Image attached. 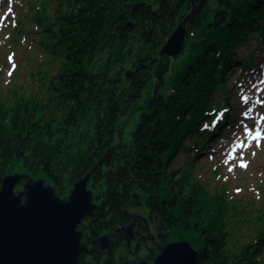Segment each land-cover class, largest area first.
I'll return each mask as SVG.
<instances>
[{
    "label": "trees",
    "instance_id": "trees-1",
    "mask_svg": "<svg viewBox=\"0 0 264 264\" xmlns=\"http://www.w3.org/2000/svg\"><path fill=\"white\" fill-rule=\"evenodd\" d=\"M40 3L33 17L40 45L60 56L61 66L41 76L45 98L14 91V97L0 99V176L19 164L67 199L102 161L89 182L98 210L79 227L90 249L82 264H150L158 248L174 240L188 241L200 254L199 264H264V203L251 218L259 232L233 244L232 252L227 225L244 208L225 192L211 195L188 172L179 180L170 169L178 151L196 149L195 159L206 148L203 139L216 135L201 124L231 105L229 73L255 60L257 45L247 55L237 48H245L252 33L264 41V0H196L184 48L154 97L157 53L190 12L189 0ZM220 93L224 100L216 98ZM134 110L137 127L124 137L122 127ZM195 135L192 145L186 143ZM136 192L154 237L144 227L130 243L122 228L132 218L124 209ZM104 234L117 243L106 255L96 243Z\"/></svg>",
    "mask_w": 264,
    "mask_h": 264
},
{
    "label": "rangeland",
    "instance_id": "rangeland-1",
    "mask_svg": "<svg viewBox=\"0 0 264 264\" xmlns=\"http://www.w3.org/2000/svg\"><path fill=\"white\" fill-rule=\"evenodd\" d=\"M42 1L0 0L1 100L14 97V91L19 96L37 93L45 98L46 90H42L41 76L44 72L54 75L61 66L60 56L54 58L41 47L40 29L33 22L35 11L40 8ZM34 2L38 4L34 6ZM53 6L54 4H51L50 10ZM18 35L20 38L17 42ZM259 40L256 33H252L248 45L245 48H237L247 55L253 46L257 45L251 67H236L228 75L227 86L230 88L231 99L233 98L230 105L231 117L226 118L214 138H207L205 141L203 139L206 148L198 157L193 159L197 153L196 149L180 150L170 162V169L177 172V179H181L180 175L184 171L188 172L190 179L203 185L211 195L225 192L228 201L244 208L242 212L239 210L238 219L230 220L227 225V239L230 241L229 249L232 252L236 249L233 244L241 245L253 239L259 232L260 225L253 223L257 219L251 218L257 216V211L264 203V41L261 43ZM224 97L222 93L216 96L219 101L224 100ZM245 97L248 98L247 102ZM216 107L217 104L214 105V108ZM221 114L223 113L216 119L203 122L202 129L213 133L214 126L225 119ZM132 116L134 117L128 127H122L124 137H129L131 131L137 127V110H134ZM195 139L197 135L187 138L186 143L192 145ZM118 142H122V139ZM192 160L193 164H190ZM241 164L247 166L242 167ZM11 171L24 172L19 164ZM247 210H250L249 215L243 218L241 213L248 212ZM139 211L143 219L138 223L136 236L138 230L145 227L149 237H154L150 232L149 218L143 204ZM113 242L117 244L114 237Z\"/></svg>",
    "mask_w": 264,
    "mask_h": 264
},
{
    "label": "water",
    "instance_id": "water-1",
    "mask_svg": "<svg viewBox=\"0 0 264 264\" xmlns=\"http://www.w3.org/2000/svg\"><path fill=\"white\" fill-rule=\"evenodd\" d=\"M189 2L190 12L157 53L153 97L164 85L166 75L173 72L186 43L197 5L196 0ZM101 163L73 185L67 199L60 198L43 178L20 173L4 177L0 189V264H82V255L90 249L83 242V231L79 227L98 210L89 182ZM22 179L25 180L23 190L16 193L15 188ZM141 206V196L136 192L125 208V213L132 218L131 223L122 228L124 238L130 243L137 240L136 230L143 219ZM96 243L102 255L108 254L114 244L108 234L99 237ZM158 250L152 264H199L200 254L188 241L168 242Z\"/></svg>",
    "mask_w": 264,
    "mask_h": 264
},
{
    "label": "flooded vegetation",
    "instance_id": "flooded-vegetation-1",
    "mask_svg": "<svg viewBox=\"0 0 264 264\" xmlns=\"http://www.w3.org/2000/svg\"><path fill=\"white\" fill-rule=\"evenodd\" d=\"M20 171H14V172H11V173H7V174H5L4 176H0V189H1V185H2V181H3V179H4V177H6L7 175H13V174H15V173H19ZM20 174H28V173H25V172H20ZM30 175V174H29ZM24 184H25V180L24 179H22V181L16 186V188H15V191H16V193H18V192H20V191H22L23 190V186H24Z\"/></svg>",
    "mask_w": 264,
    "mask_h": 264
},
{
    "label": "snow or ice",
    "instance_id": "snow-or-ice-1",
    "mask_svg": "<svg viewBox=\"0 0 264 264\" xmlns=\"http://www.w3.org/2000/svg\"><path fill=\"white\" fill-rule=\"evenodd\" d=\"M247 97H245V102H247ZM259 134H257L258 136ZM257 146H259V140L257 139ZM242 167H246L247 165L246 164H241Z\"/></svg>",
    "mask_w": 264,
    "mask_h": 264
},
{
    "label": "bare ground",
    "instance_id": "bare-ground-1",
    "mask_svg": "<svg viewBox=\"0 0 264 264\" xmlns=\"http://www.w3.org/2000/svg\"><path fill=\"white\" fill-rule=\"evenodd\" d=\"M222 125H223V124H222ZM218 128H221V126H218ZM211 135H212L211 137H213L214 133H211Z\"/></svg>",
    "mask_w": 264,
    "mask_h": 264
}]
</instances>
